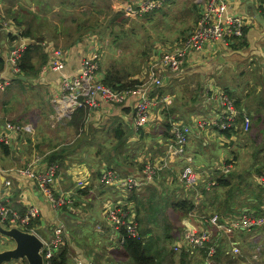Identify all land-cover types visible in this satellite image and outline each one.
Returning <instances> with one entry per match:
<instances>
[{
  "label": "crops",
  "instance_id": "obj_1",
  "mask_svg": "<svg viewBox=\"0 0 264 264\" xmlns=\"http://www.w3.org/2000/svg\"><path fill=\"white\" fill-rule=\"evenodd\" d=\"M2 1L5 0H0V55H3L6 60L8 51L16 41L13 43L5 38L7 31L3 28V23L17 27L12 23V20H10V24L7 23L8 20H5L7 2L2 6ZM140 1L129 0V2L135 3ZM178 1L183 3L188 13L192 14L191 24L194 28L207 0ZM225 3V11L218 17V21L223 22L231 15L243 17L245 21L244 28L246 29L244 37L247 43L238 47H233L232 44L228 45L222 41L209 44L200 51L194 52L187 60L181 73L177 75L166 73L163 75L161 90L170 94L171 98L165 109L160 111L158 116L151 117L149 125L139 131H136L133 125L134 100L128 98L125 102L118 104H110L101 100L97 109L92 112L85 111L84 122L82 123L84 125L79 130L84 129V133L94 139L93 141L86 140L85 145H83L84 142L79 143L81 140L76 142L80 138L78 137L80 131L76 136L73 134L75 137L72 136L73 139L67 141L68 143H59L65 137V132L70 134V129L57 133L50 130L46 123L39 127V123L33 115L31 116L34 119L30 120L34 127L29 133L16 135L13 131L10 132L6 126L7 122L22 124V120L28 116V109L33 106L32 112L36 111V115L42 118L46 115H52L54 106L51 100L58 93V80L61 73L51 69L42 70V67L49 62V53L43 43L49 42L51 47H55L57 42L55 43L52 38H45L40 42L41 49L47 56V61L41 66L37 76L31 77L29 80L28 77L24 76L25 78H22L23 83L15 80L14 77L12 84L6 90L0 91V135L6 134L12 139L10 153L5 152L0 142V201L6 202L21 212H24L29 205L36 204L40 210L39 217L35 219L37 229L44 232L45 235L52 232L55 227L63 226L64 246L62 249L67 251V264H74L78 259H93L97 264H135L130 258L127 248L120 243L118 232L112 229L105 210L109 204H122L124 207H132L141 234L140 219L147 216L148 213L141 211L140 207L142 205L137 201V196L143 193L147 186L156 184L161 174L167 175V177H164L167 185H171L177 178L178 182L182 171L179 165L183 161L187 164H193L199 169L207 170L206 173L210 172L208 176L204 175L209 180L201 182L202 187L198 188L201 197H196L197 191L195 190L192 191L191 199L188 196L194 207H200L201 212L206 213V215L217 212L231 215L256 207L257 196L249 194L244 197L242 193L240 194L241 197L237 196L235 198V206L225 212L224 191L222 195L219 181L222 174H227L223 173L222 169L228 159L219 158L215 166L205 163L206 149L218 141L220 146L231 150L234 163V170H232L236 171L235 175H238L237 182L241 186L249 181L258 186V176L264 171V9L260 6V0H225ZM256 14H260L262 20H259ZM24 39L27 47L32 40L28 37H24ZM93 39L92 36L87 35L82 41L73 44L67 50L68 56L64 73L72 74L81 69L82 61L89 52ZM106 70L99 72L101 79H104ZM0 77H13L7 62L4 68H0ZM183 80L188 81L186 87L184 89L179 88L180 91L176 92L173 88L174 83L180 82L183 85ZM31 81L37 88L26 103L27 115L20 113L15 117V108L19 109L18 106L20 105L18 103L20 92L28 89ZM216 88L222 89L234 101L240 116L238 120L239 127H241L243 114H248L252 118L250 131L241 134L240 138L235 139V141L224 131H219L215 125H209L205 130L195 125V120L200 116L208 120H214L217 114L220 113L221 105L209 98ZM187 92L190 94L189 97L185 96ZM197 93L198 96H195ZM38 94L42 95L35 100ZM179 94L182 96H179ZM48 99L50 103H48ZM175 102L178 103L175 104ZM174 120L190 123L192 133L189 135L183 152L171 156L169 149L175 140L171 132V122ZM65 124L71 125L68 122L62 123V125ZM119 129L123 130L124 134L121 130L117 131ZM148 138L153 139L152 146H147L144 143L145 139ZM119 140H124V142L119 144ZM93 142L95 144H92ZM111 143L113 148L109 146ZM129 144H136V146L129 148ZM81 145L83 150L80 149ZM88 145H90L89 149L87 148ZM137 146H140V148ZM254 146L259 148L257 158L255 157L254 150L256 148ZM73 148H76V150H73ZM239 149L247 150L250 164L239 162L237 152ZM88 150L91 152L95 150V152L91 156ZM40 156H44L41 161L37 160ZM95 156L96 159L93 160ZM88 157H90V160ZM103 158L104 160H102ZM31 161H33L36 171L43 170L45 165L52 161L60 163V171L53 180L52 187L58 195L73 197L72 205L68 209L63 211L53 209L38 188L35 178L21 173ZM149 162L157 164L161 168L159 178L149 179L147 184L133 189L131 192L125 193L112 186H106L102 181L101 176L104 167L114 169L121 176L133 175L139 179H144V167ZM169 177H171L172 182L168 181ZM7 181H10L11 184L8 185ZM208 181H213L216 184L208 188ZM252 182L250 183L252 184ZM211 188H214L215 192H211ZM81 190H85L87 194L81 196L78 193ZM170 198L172 199V206L176 205L177 208L183 211V214H186L182 220L183 230L186 227L198 224L197 218L189 217V211L186 213L180 207L181 203L183 204L185 200H188L186 197L180 196V191L172 194ZM97 200L103 203L102 214L106 215L108 224L104 225L102 222L97 221L96 230L107 237V244L101 246L99 244L101 242L98 241V243H94L95 246L93 247L95 248L93 249L95 250L87 252V254L83 250L73 247L71 243L72 236L70 237L67 231L66 222H69L67 214L73 215L83 212L85 218L90 217L95 220L92 208L93 203ZM79 208H83V210L81 211ZM144 233V236L141 234V238L145 242L148 239L146 235H150V233ZM237 233L239 232L237 231ZM181 234L180 232L179 236ZM236 235L234 239L239 240ZM91 238L92 236L89 238L90 241ZM6 239L1 237L0 244H7L8 240ZM174 239L176 240L171 244L169 251H166L162 245H158L157 247L161 248L153 253V250L149 251L145 246L148 253L155 256L156 264H188L187 261L193 263L201 259L202 251H199L194 257H191L187 251L181 254L175 253L173 246L179 237H174ZM102 248L105 250V255L104 259L99 260L98 255L102 252ZM231 255L234 258L228 264H237L235 262L237 256L232 253ZM249 256V254H242L239 257L244 258V262L247 264L250 260ZM201 260L200 263L203 264V260Z\"/></svg>",
  "mask_w": 264,
  "mask_h": 264
},
{
  "label": "built area",
  "instance_id": "obj_2",
  "mask_svg": "<svg viewBox=\"0 0 264 264\" xmlns=\"http://www.w3.org/2000/svg\"><path fill=\"white\" fill-rule=\"evenodd\" d=\"M169 1L141 0L136 3L128 1L122 7L128 15L135 17L159 10ZM260 6L264 9V0H260ZM225 8V0H207L195 28L175 45L162 49L164 52H160L159 55L150 57L148 65L137 76L136 84L124 88L109 86L100 78L102 54L100 52L99 39L95 36H92L94 38L92 46L82 61L81 69L72 74L63 72L68 51L56 46L51 47L49 42H44L43 45L49 53V62L42 67V70L51 69L61 73L58 80V93L51 100L54 112L50 117L65 123L63 117L70 120L74 111L80 108H85L92 112L100 106L101 100L110 104H118L125 102L128 98H133V125L136 131L147 127L151 117L158 116L160 111L165 109L167 102L171 98L170 94L161 90L163 75L166 73L174 75L181 73L186 66L187 60L194 52L200 51L209 44L222 41L230 45L243 38L245 27L243 17L231 15L223 22L218 21V17L225 11ZM7 26L9 31H16L15 27ZM15 33L18 34V32ZM25 48L24 37H19L13 49L8 51L6 62L13 77H0V91L6 90L12 84L13 78L20 75L19 59ZM209 98L221 105L220 113L217 114L214 120H208L200 116L195 120L197 127L205 130L209 125H215L219 131L230 130V136L234 141L240 138L241 134L250 131L252 125L251 116L243 114L241 127H239V111L234 101L222 89L216 88ZM6 126L10 132L13 131L16 135L30 132L33 128L32 124H15L11 121L7 122ZM171 132L175 140L170 145L169 153L171 156H175L183 152L189 135L192 133V127L190 123L174 120L171 122ZM0 142L1 144L12 145V139L6 134L0 135ZM43 158L44 156H40L37 160L41 161ZM233 167V161H226L222 169L223 173H229ZM160 169L157 164L149 162L144 167L145 178L139 179L133 175L121 176L114 169L104 167L101 177L106 186H112L117 190L128 193L147 184L149 179L157 178ZM59 171L60 163L58 161L47 163L41 171H36L33 161H31L21 173L35 178L38 188L47 198L52 208L57 211H63L72 205L73 197L58 195L54 192L52 182ZM206 171L205 169H199L193 164H186L182 168L179 177L182 187L185 190L197 191L196 197H201L198 188L201 182L209 180V178L204 177V175L208 176L210 174V172L206 173ZM258 183L264 188V171L259 174ZM7 184L9 185L11 182L7 181ZM213 184L216 183L208 181L207 187L209 188ZM196 209V207H192L188 212V216L197 218L198 224L186 227L175 242L173 249L175 253L179 254L187 251L191 257L202 251L205 253L203 264H218L215 256L224 238H227L230 243V248L227 252L237 256L242 255L241 241L230 239L232 235L237 231L249 232L264 225V213H259L255 209H247L231 215H224L218 212L206 215V213L200 210L196 211ZM105 212L112 229L118 232L122 245H124L126 238L129 236L141 238L139 224L132 207H124L122 204H109ZM39 213L40 210L36 204L29 205L24 212H21L6 202L0 201V223L6 228L18 227L36 234L43 244L41 254L44 264H57L59 252L64 246L63 226L55 227L48 235L39 234L35 223ZM261 252V247H256L250 254V260L247 264H264V257ZM74 264L97 263L93 259H78Z\"/></svg>",
  "mask_w": 264,
  "mask_h": 264
},
{
  "label": "rangeland",
  "instance_id": "obj_3",
  "mask_svg": "<svg viewBox=\"0 0 264 264\" xmlns=\"http://www.w3.org/2000/svg\"><path fill=\"white\" fill-rule=\"evenodd\" d=\"M27 1L30 2L31 0H27ZM42 1L45 4L53 5L51 2L53 0H42ZM5 2H7V0L2 1V6H4ZM82 2L83 1H81L79 4L78 3L75 4L74 0H66V5H69V7L66 10L68 22H65L66 18L64 19L63 22L69 24L71 28H73L74 26V24L71 22L72 18L81 17L79 13L82 10ZM111 5H112L111 6L112 9L110 8V6L106 4L99 3L100 7L98 10L99 12H101L100 16L102 19L98 23L100 29L99 30L96 29L95 31L97 33H90L89 36H95L96 38L99 39L100 52L102 54V58L100 62L101 72L103 70L105 71L107 67L109 68V66H111L112 63H116L118 65V68H120L121 76L125 78L124 81L126 82L132 80L135 77L136 73L140 72L141 74L143 72L145 67L148 65L149 57H152L154 55L156 56L159 55L160 52H164V50L162 49L175 45L180 41L181 38L186 37L195 28V27L192 28V24H191L193 20L191 18L192 14L188 13V10L186 9L185 6H183V3H181L178 0H170L160 10L151 12L145 16H142L141 18H135L134 16L128 15L124 9L118 8L119 6L118 5L116 6L114 1L111 2ZM73 6L76 7L77 9L74 8ZM35 9L36 11H39L37 7H35ZM47 10H48L47 8L41 9L40 14L44 15L47 12ZM118 10L123 12L124 17L123 16L122 17L124 19H120L118 21L116 25L118 26V28H116L114 31L107 29L106 27L107 23L111 21L112 17L114 16V13L117 12ZM63 16H65V14ZM63 16L61 18H64ZM57 17L60 20L59 16ZM7 23L10 24V20H8ZM3 28H5L6 31H9L8 26L5 23H3ZM16 31L18 32V28H16ZM67 39H68L67 37H63L59 40L54 39L55 43L57 42L56 47L61 48L65 51L69 50V48L72 45L70 46L69 45L70 43L65 41ZM187 82L188 81L183 80V85L180 84V82H175L173 88L175 89L176 92H179L180 91L179 88L184 89L186 87ZM29 83H30L29 84L30 87L25 91L20 92L19 102H18L20 103V105L18 106L19 109L15 108L16 111L14 115L15 117L18 116L20 113H24L25 115H27L26 103L28 102L29 97L33 96V93H35L34 90L37 88V86L33 85L34 83L32 81ZM41 95L42 94H38L35 100L41 97ZM189 95H190L189 92L185 94L186 97H189ZM179 96L182 95L179 94ZM48 103H50L49 99H48ZM176 103L178 102H175V104ZM32 108L28 109V116L24 118V120H22L23 122L22 124H31L30 119L32 120L34 119L31 116L33 115L35 117V120L38 121L39 127L45 125L46 123L50 127L49 128L50 130H52L53 132L55 131L57 133H61L62 131L70 129L71 131L70 134L65 132V137L59 143H63V142L68 143L67 141L73 139L72 136L74 135L76 136L79 133L80 128L77 130V128H75L73 124L62 125V122H60L61 120L58 121L56 118L50 117L51 115L49 116L46 115L44 118H42L41 116L36 115V111L32 112L33 110ZM80 109H84L85 111H88V109L85 108H80ZM80 109L75 110L73 115H75V113ZM53 112L54 110L52 111V113ZM63 121L68 122V119L66 117H63ZM23 133L27 134L29 132H23ZM78 137L80 138L76 142H79L81 140L79 143L84 142L83 145L86 144L85 142L86 140L88 141L94 140L93 138H90L88 134L84 133V129L83 131H80ZM144 143H146L147 146H152L153 139L152 140L151 138L145 139ZM92 144L95 143L93 142ZM109 146L113 148L112 143ZM134 146H136V144H129V148H132ZM64 147H68V146H64ZM137 147L140 148V146ZM87 148L89 149L90 145H88ZM254 148H256L257 150L259 149L258 147L255 146ZM80 149L83 150L82 145L80 146ZM73 150H76V148H73ZM88 152L91 156L94 154V152H91L89 150ZM237 152L239 154L240 163L250 164L249 156L247 154L248 152L246 149H239L237 150ZM205 155H206L205 163L207 165L215 166L219 158H225L228 159V161H233L232 158L233 154L231 150L227 147L220 146L218 141L214 143L212 146H210L208 149H206ZM88 158L90 160V157ZM94 159H96V156L93 158V160ZM102 160H104V158ZM185 164L187 163L184 161L181 162L179 168L182 169ZM233 172L236 173V171ZM164 177H167V175L161 174V177L160 178L158 177L159 179H157L156 184H151L147 186L144 189V192L137 196V201L142 205L140 207L141 211L143 212L146 211L148 213L147 216L141 217L140 219L141 234L142 236H144L145 235L144 232L150 233V235H146L148 239L144 242V244L149 251L153 250V253L158 248H161V247H157L158 245H162V247H164L166 251H169L171 244L176 240L174 239V237H179L180 232L181 233L183 232L182 220L184 219L186 214H183V211L177 208L176 205L172 206V199L170 197L172 196V194L180 191V196L186 197L188 200H190L192 194L191 190H185L181 186L182 184L180 181L177 182L178 178L177 180L172 182L171 177H169L168 181L172 182V184L167 185L165 183L166 179ZM200 187H202V184L200 185ZM219 187L222 192V195L224 191V198H226L228 196V191L226 190V188L220 185ZM210 190L211 192H215L214 188H211ZM260 193L263 194V191L260 190L259 186H257L256 196L260 197V199H256V202L257 203L262 202V204H264V197L261 196ZM188 196H190V199L188 198ZM88 205L90 204L88 203ZM253 208L256 209L255 207ZM79 209L81 211L83 210V208H79ZM199 209L200 207H198L196 211H198ZM102 210H103V203H101L100 200H97L95 201V203H93V208H92V213L95 215L94 217L95 220L90 217L85 218L83 212L77 211L78 213L73 215L67 214V218L69 220V222L68 221L66 222L67 231L69 232L70 237L72 236L71 243L73 247L81 249L85 253H87L95 250L93 249L95 248L93 246H95L94 243H98V241L101 242L99 243L101 244V246L107 244V237L105 235H101V233H99L96 230L97 221L102 222L104 225L108 224L106 220V215L102 214ZM38 232L41 235H45L44 232L41 231ZM236 233L237 232H235L230 239H234ZM90 236H92L91 241L89 240ZM236 236L241 241L242 254L250 255L256 247H261V251H262L261 253L264 257V225L259 228H255L249 232H239L237 233ZM6 240H8V243L4 245L0 244V249H9L15 245L13 241H11L10 239H6ZM221 247L222 248L227 247L229 249L230 248L229 241L228 244L223 243ZM99 254H100L98 255L99 260L104 259L105 250L103 249L102 252ZM11 262H13L14 264H27L25 258L17 259ZM187 262L188 264H192L190 261ZM235 262H237V264H246L244 262V258H240L239 256H237V261ZM218 264H220L219 261Z\"/></svg>",
  "mask_w": 264,
  "mask_h": 264
},
{
  "label": "trees",
  "instance_id": "obj_4",
  "mask_svg": "<svg viewBox=\"0 0 264 264\" xmlns=\"http://www.w3.org/2000/svg\"><path fill=\"white\" fill-rule=\"evenodd\" d=\"M82 2V10L80 11L81 17L72 18L71 22L74 24L73 28L69 26V24L65 23L67 21L66 10L69 5H66V0H53L51 1L53 5L45 4L42 0H31L28 2L27 0H7V8L5 10V20H12V23L18 28V34L15 32L7 31L5 33V38L13 42L19 40V37H28L32 40L31 43L27 45L24 51L21 53L19 59V65L21 68V72L19 76L15 77V80L19 82H24L22 80V76L28 77H36L41 66L47 61L46 54L42 51L40 42L45 38H53L55 40H59L63 37H67L66 42L70 43L69 45H73L82 41L85 36L90 33H97L95 30H99L98 26L99 21H101V16L99 12V3L106 4L110 6L112 9L111 2L114 1L116 6L118 5L120 9H123L121 6L126 4L129 0H74V3ZM72 6V5H71ZM35 7L39 11H36ZM55 7V9H54ZM74 7V6H73ZM47 8V12L44 15H41V9ZM76 8V7H74ZM77 9V8H76ZM160 10V9H159ZM7 12V15H6ZM155 12V11H153ZM151 13V12H150ZM59 16L60 20L58 19ZM65 14V16H63ZM149 13L143 15H137L135 18H141ZM64 18H61V17ZM122 11H117L114 13L111 21L107 23V29L114 31L118 28L117 23L120 19H124ZM66 18V19H65ZM65 19V22H63ZM116 26V27H115ZM115 27V28H114ZM114 28V29H113ZM112 33V32H110ZM246 34V29L244 28V35ZM67 43V44H68ZM245 37L239 40L236 43H233V47L244 46L246 44ZM6 66V60L3 55H0V68H4ZM140 74L136 73L135 77L129 82L124 81L120 74V68L116 63H112L111 66L106 70L104 76V83L112 86L114 88H124L126 86H133L137 82V76ZM31 75V76H30ZM26 82V81H25ZM198 96V93L195 95ZM84 114L85 110H78L75 115L72 116L68 123L74 125L75 128H82L84 124ZM121 129L117 130L120 131ZM80 131V130H79ZM124 134V131L121 130ZM227 135H231L230 130L224 131ZM120 133V132H119ZM120 143H123L124 140H119ZM4 147L6 153H10L11 146L7 144H1ZM255 157L257 158L259 155V149H255ZM234 170V169H233ZM233 170H231L233 172ZM229 172L227 174H222V178H220L219 185L226 188L228 191V196L224 198V207L225 212L229 211L233 206H235V198L241 197L240 194H244V197H247L249 194H253L256 197L257 185L252 182H245L243 186H241L237 182L238 175H235V172ZM252 182V184L250 183ZM201 185V184H200ZM199 185V187H200ZM260 190L263 191V194L260 193L261 196L264 197V188L258 185ZM81 196L87 194L85 190H81L78 192ZM257 199L260 197L257 196ZM188 202V203H186ZM256 209L259 213H264V204L255 203ZM180 207L184 210V212H188L194 207L193 202L185 200V202L180 204ZM227 238H224L221 241L220 248L218 249V253L215 256V259L220 262V264H228L233 261L234 258L230 252H227L228 248H222L221 245L223 243L228 244ZM124 246L127 248V251L130 255V258L133 260L135 264H156L155 256L148 253L146 250L144 239L143 238H135L129 236L126 238L124 242ZM188 253V252H187ZM186 253V254H187ZM67 251L62 249L59 252V258H57V264H67L66 263ZM205 253L202 252L201 259L203 260ZM200 259V260H201ZM200 260L194 261L192 264H201ZM201 260V261H202ZM27 263V262H26Z\"/></svg>",
  "mask_w": 264,
  "mask_h": 264
},
{
  "label": "water",
  "instance_id": "obj_5",
  "mask_svg": "<svg viewBox=\"0 0 264 264\" xmlns=\"http://www.w3.org/2000/svg\"><path fill=\"white\" fill-rule=\"evenodd\" d=\"M256 17L262 20L260 14H256ZM0 236L10 239L15 244L9 249H0V264L22 258L26 259L27 264H44L41 254L42 241L33 232L18 227L6 228L0 223Z\"/></svg>",
  "mask_w": 264,
  "mask_h": 264
}]
</instances>
